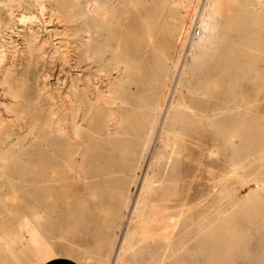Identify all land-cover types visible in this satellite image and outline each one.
<instances>
[{
  "label": "bare ground",
  "instance_id": "6f19581e",
  "mask_svg": "<svg viewBox=\"0 0 264 264\" xmlns=\"http://www.w3.org/2000/svg\"><path fill=\"white\" fill-rule=\"evenodd\" d=\"M33 3L45 27L69 43L65 54L74 65L93 64L113 76L101 87L83 71L65 90L49 88L38 70L47 37L34 29L37 15L22 0L3 1L28 25L16 31L20 47L7 45L14 17L8 14L0 28V88L9 97L7 114L0 112V198H21L24 186L39 192L22 219V246L0 240V256L18 254L33 264L39 250L40 264L57 245V226L61 238L97 227L105 248L70 245L62 254L97 264H264V112L248 116L264 96V0L225 7L224 0ZM133 9L164 28L166 48L150 44L149 70L119 58ZM23 123L32 142H19ZM202 124L210 128V151L216 136L228 145L229 172L237 178L231 187L218 180L209 207L181 184L198 174L193 137ZM188 149L191 157L175 176ZM72 168L74 176L61 178ZM247 182L252 187L237 197V185ZM72 185L83 192L73 194L72 208L56 222L57 191Z\"/></svg>",
  "mask_w": 264,
  "mask_h": 264
},
{
  "label": "rangeland",
  "instance_id": "374dc122",
  "mask_svg": "<svg viewBox=\"0 0 264 264\" xmlns=\"http://www.w3.org/2000/svg\"><path fill=\"white\" fill-rule=\"evenodd\" d=\"M3 1L5 0H0V3L2 2L0 4V10H1L0 28L2 29L4 27L6 19L8 17H9L8 19H10V16L14 17V18L11 17L14 22L11 31L15 33L10 31L12 33V36L10 39H8L10 43L7 42V45L12 46L15 44L16 47H20L21 40L19 38V35H17L18 32L16 31L20 30L19 29L20 27L22 28L27 26L28 23L19 20V15L18 16L15 15L18 14L19 12V11L16 12L17 10L15 11V14H9V9L7 8V6L3 7L4 5H2ZM17 1L18 0H11V2L13 3ZM230 2L231 0H224V7ZM22 3L26 4L24 5L26 11H31V12L33 11V13L35 12L34 14L37 15V22L35 23L34 29L38 32L40 36L47 37V42L41 48V57L38 64V70L40 73L47 75V82L49 88L53 89L54 87L59 85L63 91L67 88L70 80L76 75H82L83 71L90 72L93 80L97 81V83L101 87L104 85V83L107 80L112 78L113 74L110 72V70L107 71L96 70L93 64L87 68H84V66L81 64L79 66L74 65L73 60L70 57L67 58L65 54L66 51L69 49V47H67L69 43H67V41L65 40H60V38H63V35L62 34L54 35L53 31L55 30L52 29V26L45 27L44 17H42V15L39 13L37 7L33 3V0L30 1L22 0ZM1 14H3V16ZM127 18L130 29L125 33L123 39L120 42L119 58L125 61L126 60L140 61L143 67L146 70H149L152 65L153 60L151 59H153V54H154L152 53L150 44L153 42H158L157 44L159 48L160 47H162L163 49L166 48L165 47L166 42L163 38V33H162L164 31V28L160 25L157 19L147 17L142 11L138 9H133L130 13H128ZM18 21L21 23L19 24ZM59 29L60 27L57 28V30ZM42 32L45 33L43 34ZM60 43L62 44L60 45ZM156 53L157 52H155V54ZM243 85L244 87H248L249 83L245 81ZM3 101L8 102L9 97L0 88V112L3 114H7V112L4 110L3 107V103H5ZM258 103H259L258 109L252 110L248 114L249 117L255 116L257 112H264V96H261L258 99ZM26 124L27 123H23L22 127L18 129V132L21 133V137L19 138L20 143H24V142L28 143L34 140L33 137L24 135ZM209 134H210V128L207 126H203L202 124L200 129H198V131L196 132V135L193 137L195 143H197V148L199 150V155L197 158L198 174L196 177H192L191 174L185 175L183 181H181L182 188L184 189V191L190 195L192 192H196V195L194 196L196 197V202L204 207H209L212 204L213 195L216 194L220 188L221 182H218L219 179H223V181H226L229 184V187L234 186V183H236L235 181L237 179L232 175L231 172H229V166L227 162V155L229 153L228 145L216 136L214 139L215 145L212 148L213 151L212 150L210 151L209 149L212 147V145L210 142L211 139L209 138ZM183 151L185 152V150ZM191 154H192L191 151L188 149V152H185L184 154L180 155L179 160L177 161V164L174 167L173 174L175 176L178 175L179 177L181 175L180 166L182 165V163L189 161V157H191ZM34 160L39 161V156H37V158L35 157ZM75 174H76V168H72L71 170L67 171L66 175L61 176V178L64 176L72 177ZM72 186L68 188L67 187L64 188L63 186H61L57 191L59 195V200H61V202L57 203V205L54 207V213L56 214V222L58 221L59 216L61 217L64 216V211L67 212V210L72 208L73 205L72 202L74 199L73 194H78L83 192V189L81 187L75 185ZM251 187L252 184L250 182L244 184L239 183L235 191L236 196L243 198L244 194L246 193V190L250 189ZM21 192L23 194L21 198H0V240H8L9 238H14L16 240L15 245L18 247L22 246L21 240L25 236V234L22 233L21 231L22 219L25 216V214L29 211V209L33 207L34 205V202L32 201L33 193H38L39 188L37 189V188H33L32 186H24ZM188 199L191 202H193L191 196H189ZM237 218H239V216ZM54 231H58V226L54 229ZM76 234L77 232H70L67 235H65L63 238H59L55 240V242H57V245L54 247L53 251L50 254L45 256L43 261H45L46 259H48L53 255L64 253L65 251L64 252L58 251V248L61 246H65V245L68 247L70 245L79 246L81 241L75 239L73 240ZM35 240L39 241V237H36ZM18 250L19 251H17V253H20L21 249ZM35 255H36V262L33 264H39V250L36 251ZM22 257L23 256L21 255L14 254L13 256L10 257L11 260H9V262L11 263L16 260H20V264H25L26 262L25 260L24 261L22 260ZM93 262H94V258L92 257L90 261H87L85 263L81 262V263L94 264Z\"/></svg>",
  "mask_w": 264,
  "mask_h": 264
},
{
  "label": "crops",
  "instance_id": "0c3cea01",
  "mask_svg": "<svg viewBox=\"0 0 264 264\" xmlns=\"http://www.w3.org/2000/svg\"><path fill=\"white\" fill-rule=\"evenodd\" d=\"M91 207V206H89ZM63 220V217H62ZM61 232L58 231H52L51 232V239L55 242V240L61 238L60 237ZM81 241V245L83 246H91L94 250L98 251L102 248H105L106 245V237L103 235L97 227H95L93 230L89 231H82L80 233H77L73 240ZM68 246H61L58 248L59 252H64ZM82 264L80 261L70 259L68 256L64 254H56L45 261H43L40 264ZM94 264H97V259H94ZM0 264H10L8 260L3 258V256H0Z\"/></svg>",
  "mask_w": 264,
  "mask_h": 264
},
{
  "label": "built area",
  "instance_id": "2783aa9c",
  "mask_svg": "<svg viewBox=\"0 0 264 264\" xmlns=\"http://www.w3.org/2000/svg\"><path fill=\"white\" fill-rule=\"evenodd\" d=\"M197 32V31H196Z\"/></svg>",
  "mask_w": 264,
  "mask_h": 264
}]
</instances>
